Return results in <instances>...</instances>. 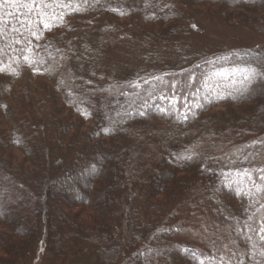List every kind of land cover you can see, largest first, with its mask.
Returning <instances> with one entry per match:
<instances>
[{
    "label": "trees",
    "instance_id": "16d2710c",
    "mask_svg": "<svg viewBox=\"0 0 264 264\" xmlns=\"http://www.w3.org/2000/svg\"><path fill=\"white\" fill-rule=\"evenodd\" d=\"M46 2L0 5V264H264V0ZM202 17L263 41L98 76Z\"/></svg>",
    "mask_w": 264,
    "mask_h": 264
},
{
    "label": "rangeland",
    "instance_id": "374dc122",
    "mask_svg": "<svg viewBox=\"0 0 264 264\" xmlns=\"http://www.w3.org/2000/svg\"><path fill=\"white\" fill-rule=\"evenodd\" d=\"M134 12L136 11L134 10ZM47 14L49 17L41 16L42 19L39 21L40 24L52 25L50 30L47 29V32H51L56 24L54 18L55 8L49 10ZM183 39L184 41H178L187 45L188 48L185 51H179V53L182 52L181 54L170 52L149 56L148 51H142L141 49L138 52L126 45L112 46L98 61L100 64V67H97L98 76H100V79H105L111 76L123 78L139 73L142 75L144 73L152 74L157 71L185 66L208 54L218 53V51H229L235 46H254L263 41L262 38L257 37L244 27L238 26L226 29L218 23V19L212 17H202L194 20L193 28ZM10 69L11 67L8 70ZM4 70L8 71L6 68ZM32 264L43 263L37 259H32Z\"/></svg>",
    "mask_w": 264,
    "mask_h": 264
},
{
    "label": "snow or ice",
    "instance_id": "6c2138e0",
    "mask_svg": "<svg viewBox=\"0 0 264 264\" xmlns=\"http://www.w3.org/2000/svg\"><path fill=\"white\" fill-rule=\"evenodd\" d=\"M50 2L53 5H55V4H61L62 5V0H50ZM85 2H87V0H85ZM3 4H12V5L22 6V7L26 8L29 13L33 11V8H41V15H43V8L48 6L46 0H0V5H3ZM62 6H64V5H62ZM80 10L81 9L78 6L73 8V11H80ZM57 19H60L61 22H63L62 21V15H61V17H58ZM44 27L46 29L50 30L52 25L44 24ZM33 35H36V33H33ZM184 118L187 119L186 116ZM105 131H107V130H105ZM186 159H191V157H187Z\"/></svg>",
    "mask_w": 264,
    "mask_h": 264
}]
</instances>
